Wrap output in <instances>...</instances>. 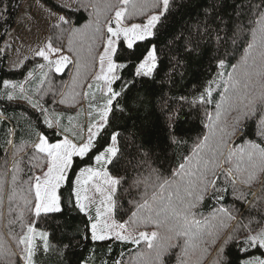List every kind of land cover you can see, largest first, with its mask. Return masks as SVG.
<instances>
[{
    "label": "snow or ice",
    "instance_id": "snow-or-ice-1",
    "mask_svg": "<svg viewBox=\"0 0 264 264\" xmlns=\"http://www.w3.org/2000/svg\"><path fill=\"white\" fill-rule=\"evenodd\" d=\"M171 5L172 0H117L116 3H104L103 8L99 3L84 5V7H92L96 15L93 39L106 37L102 45L103 51L98 54V61L96 57H92L93 61L98 63V71L93 77V83L88 84V91L82 93L85 98H90V109L95 108L99 119L89 125L86 138L73 131L72 135L80 141L79 143L69 139L67 135L56 142H50L48 137L39 134L38 142L32 145L34 152L29 160L30 162L46 161L47 170L42 175H29L26 180L22 179L21 173L24 170L20 167V162L13 165L9 182L11 191L8 223L10 226L18 222L20 224L23 234L17 237L11 232V228L10 234L16 240L17 246H22V254L18 260H13L15 253L0 242V264H20L21 261L23 264H34L37 237L43 241V250L45 252L50 250L49 233L37 231L34 222L25 223L23 210L19 204L15 208L12 207L13 202L21 201L24 207L34 212L35 217H40L42 213L62 212L60 189L70 181L69 172L73 170L75 158L83 160L93 152L96 153L93 157L96 166L85 165L75 173V179L71 181L72 199L69 200V206L86 216L88 224L85 228L90 232V238L94 242L113 238L134 245L144 242L150 250L149 259L144 261L142 253L141 264H165L164 257L173 248L181 250L177 257L179 264H193L192 257H196L195 264H203L211 254L221 232L228 227L229 222L236 219L234 211L220 203L224 200V195L221 193H226L227 188L218 187L216 179L219 175H223L225 182L231 185L235 199L246 200L249 193L244 192L238 184L251 187L264 175V146L246 141L245 144L230 149L226 156L224 154V148L232 137L238 132L245 131L241 125L247 120L256 119L257 134L264 137V0L258 2L253 0L248 5L250 12L248 23L239 24L233 31L231 38L233 44L236 43V36L245 30L251 34V40L244 48L243 55L236 63L230 65L231 71H228V60L234 57L227 50L222 55L218 52L214 57L217 68L215 75L207 81L203 91L192 101L193 104L199 103L205 106L215 103L214 112L207 110L205 112L209 134L196 144L193 153L194 162L193 159L186 158L170 177H164L156 169L149 168L147 176L138 177L135 181L137 185L142 184L144 187L141 200L136 203V210L131 213L127 221L117 222L114 218L117 205L113 197L121 180L112 176L106 166L113 163V159L118 154L119 133L114 132L111 135V144L107 147L97 148V138L108 125L114 109L124 111V107L119 105V98L127 93L132 81L123 79L120 75L121 71L128 68L131 62L134 78L153 77L159 67L161 55H169L175 61L174 67L180 68L184 64L183 59L180 58L181 53L186 55L196 53L205 37L210 40L214 31L216 41L218 43L221 41L219 24L213 29L212 22L206 17L204 20L196 21L194 26H181L169 39L166 45L168 52L156 43H151L139 56H136L135 48L138 42L150 41L157 36L158 26L169 15ZM104 10L114 11V16L105 21L102 30L100 17ZM141 15L146 16L143 22H131L132 18ZM68 23L65 17L60 16L55 27ZM78 35L83 36L84 33L79 29H73L69 38L70 45L72 38ZM121 42L131 50L129 62L118 63L114 59L117 45ZM88 54L92 56L91 46ZM35 55L47 61L49 70H54L56 73L63 72L73 63L68 55L63 54L61 48L53 46L51 40L38 49ZM76 55L78 57L80 55L78 50ZM53 56L56 58L52 59ZM85 66L79 59L76 61L77 77L81 68ZM39 67L43 69L45 65ZM44 76L47 77V73H44ZM117 81H120L119 91L114 87ZM73 83L75 85V79ZM4 85L6 88L10 86L13 90L19 87V98L26 99L43 115V123L48 128L53 127L54 120L56 125L60 126L59 117L50 118L48 110L39 101L27 95L23 84L10 85V82L4 81ZM217 90L220 96L218 101L213 95ZM6 95L9 100L17 98L13 92ZM80 95L81 93L73 91L70 99L75 101ZM60 102L66 101L61 99ZM233 112L236 115L229 125L228 117ZM89 114L91 115V112ZM64 131L67 132L68 129L64 128ZM210 139H214V146H209ZM7 143L12 144V141L7 140ZM26 143L13 145V155L22 152ZM221 157L224 163L229 165L227 169L221 168ZM32 166L40 165L34 163ZM218 169H220L219 173ZM7 175V171L0 173V205H2L4 185L8 182ZM209 176L214 179L209 180ZM209 187L219 207L210 217H204L194 209L204 201L209 193ZM30 196L33 197L34 203L33 200H29ZM260 199L261 197H257V200ZM14 212L15 219L12 218ZM254 223L258 230L252 227ZM148 226H152L154 230H140L141 227ZM242 231L247 233L243 239L240 238ZM229 243H234L238 252L244 256H248L250 250L264 249V219L251 218L247 223L239 221L224 244L217 250L211 264H229L224 256V248ZM68 246L70 244L66 245ZM115 264H122V261H117ZM238 264H264V259L260 256H250L240 259Z\"/></svg>",
    "mask_w": 264,
    "mask_h": 264
},
{
    "label": "trees",
    "instance_id": "trees-1",
    "mask_svg": "<svg viewBox=\"0 0 264 264\" xmlns=\"http://www.w3.org/2000/svg\"><path fill=\"white\" fill-rule=\"evenodd\" d=\"M25 0H0V173L7 171L6 180L10 182L12 167L20 162V167L24 170L21 173L22 179H27L29 175H36L45 161H32L29 158L34 152L32 145L36 143L39 134L49 137L50 141L62 139L63 134L55 128H48L43 123V115L33 108L26 99L19 98V87L13 90L10 86L5 87L4 81L17 86L23 84L27 95L40 102L48 110L51 116L58 117L59 114L69 115L83 108L85 101L83 92H87V85L90 84V77L96 68V62L92 57L98 56L105 38L97 37L93 39L96 15L92 7H84L99 3L103 8L106 2L116 3L117 0H77L75 7L62 5L57 0H36L42 2L50 10L62 13L69 21L68 24H61L50 28V39L54 47L66 51L73 63L68 65L64 72L56 73L49 70L47 64L41 69V58L28 59L18 68H8L7 56L2 50V45L14 27L17 14ZM253 0H172L171 11L167 18L159 25V31L156 37L150 41L138 42L135 48L136 56L151 43H156L165 52H168L169 39L183 25L194 26L196 21L204 20L206 17L212 22L213 29L216 25L220 26L221 41L218 43L215 38V31L211 39L205 37L200 45V49L192 55L181 53L180 58L184 64L180 68L174 67L175 61L169 55L160 56V64L153 77L134 78L132 63L129 62V53L126 45L121 42L117 47L115 59L118 63L129 62L128 68L121 71L123 79L132 81L125 95L119 98V105L124 107V111L114 109L109 117L108 125L101 131L97 138V148L107 147L111 144V135L114 132L119 133L117 144L118 154L113 159V163L108 165V171L119 178L121 183L118 185L114 195L116 201L115 218L119 222L127 221L131 213L135 211L136 203L140 202L144 191L143 185H137V178L147 176L149 168L156 169L164 177H170L183 163L186 158L193 159L196 144L203 140L205 135L209 134L206 127L208 120L206 110L214 112L215 103L211 105L193 104L194 98H197L203 91L207 81L216 73V61L214 57L223 54L226 50L234 58L228 60V71H231V64L236 63L244 48L251 40L249 31L236 36V43H232L233 31L239 24H247L249 19L248 5ZM258 2V0H255ZM114 16V11H102L100 21L103 30L106 20ZM146 16H136L131 22H143ZM91 25V27H89ZM73 29H79L84 33L83 36H75L69 44L70 33ZM91 46L92 56H89L88 49ZM71 48V50H70ZM79 51V57L76 51ZM80 60L82 65L79 77L76 76V61ZM31 73V75H29ZM47 73V77L44 76ZM76 80L74 85L73 81ZM43 80V83H41ZM54 91L46 93L47 85ZM120 81L114 85L117 91ZM39 89V91H37ZM73 91L81 93L75 101L70 99ZM13 92L17 97L9 100L6 93ZM215 100H219V90L213 93ZM183 97L184 99H181ZM65 99V103H61ZM236 114L233 112L227 123L230 125ZM245 129L243 133H237L228 142L224 148V154L236 146L251 141L264 146V137L257 134V120L250 119L241 125ZM63 130L62 126H59ZM11 140L12 144L7 143ZM25 144L24 150L17 155H13V145ZM209 146H214V139H210ZM143 146V147H141ZM207 151V149L205 150ZM96 153H90L83 160L75 158L73 170L69 172L70 181L60 189L62 212L42 213L40 217H35L34 212L29 211L28 207L23 209L24 222L33 223L36 229L49 233L50 250H43V241L36 242L37 251L34 264H115L122 261V264H141V254L143 260L149 259V251L144 242L140 245L117 241L114 238L106 241H92L90 232L85 228L88 224L86 216L79 213L77 209L69 206V200L72 199V183L75 179V173L80 167L91 165L95 167L93 159ZM5 160L7 163L5 164ZM40 166L33 167V164ZM221 168L227 169L228 164L224 163L223 157L220 160ZM220 172V169L217 170ZM214 177L209 176V180ZM4 185L2 205H0V242H3L15 256L13 260H18L16 254L18 248L13 243L14 233L19 237L22 233L19 222L9 225V195L11 188ZM218 187L227 188L224 200L220 203L234 211L236 219L229 222L211 254L203 261V264H211L217 250L224 244L225 240L236 228L239 221L247 223L249 219H264V175L251 187L241 186L244 192L249 193L246 200L235 199L233 189L227 184L223 175L216 179ZM257 197H261L257 200ZM33 200V197H32ZM34 203V200H33ZM18 201L12 204L16 207ZM21 204V202L19 203ZM22 206V205H21ZM219 207L215 195L209 187V193L204 201L198 205L194 211L202 214L204 217H210L215 209ZM26 214H33L28 218ZM94 215L95 212L92 211ZM16 213L12 214L15 219ZM252 227L258 230L254 223ZM140 230L152 231V226L141 227ZM21 231V232H20ZM247 235L246 232L240 233V238ZM16 241V240H15ZM66 247V245H69ZM181 250L173 248L169 254L164 257L165 264H179L178 255ZM262 253L257 248L250 250L248 256L239 253L234 243H229L224 248V256L229 264H238L240 259H246ZM195 264L196 257H192ZM20 264H23L21 261Z\"/></svg>",
    "mask_w": 264,
    "mask_h": 264
},
{
    "label": "rangeland",
    "instance_id": "rangeland-1",
    "mask_svg": "<svg viewBox=\"0 0 264 264\" xmlns=\"http://www.w3.org/2000/svg\"><path fill=\"white\" fill-rule=\"evenodd\" d=\"M57 1L61 3L62 5H66L68 7H75L77 3V0H57ZM60 16L65 17L60 12L50 10L40 1L25 0L17 14L14 27L8 33L2 45V50L7 56L8 68H18L22 66L28 59L36 60L37 58H41V60H39L41 64L43 63L47 64V61H45L42 57L36 56L35 53L38 49L44 47L45 44L49 41L50 28L53 24L58 23V17ZM135 23H140V22H135ZM102 51H103V48L100 49L99 53ZM62 52L64 55H68L66 51L62 50ZM55 58H56L55 56L52 57V59H55ZM96 60L98 61V56ZM96 71H98V63H96V68L94 69L93 74L89 79L91 80L90 83H93V77ZM46 85H47V88L45 89V92L54 94V91L51 89V86L49 84H46ZM97 99H99V93H97ZM82 106H83L82 109L77 110L74 113H71L69 115H63V114L58 115L59 120H60V126L63 127L62 131L60 130L61 128H58V126L56 125L55 120L53 121V128L57 129L63 134L62 139L64 138L65 135H67L69 139L73 140L74 142L79 143L80 141L75 136L72 135L73 131L82 134L86 138L88 135L87 129L89 125L99 119L98 115L96 114L95 108L90 109V98H85V101L83 102ZM90 112H91V115L89 114ZM49 115H50V118L53 117L51 116V114ZM64 128H67L68 131L65 132ZM50 142H56V141H50ZM117 147H118V144H117ZM108 165L106 166L107 170H108ZM46 170L47 169H46V161H45V166H42L40 170H38V173L36 175H42V173ZM7 186L8 187L10 186L9 181L7 183ZM29 200H32L31 196L29 197ZM20 202L21 201H18V204ZM19 205L21 208L23 209L25 208L22 202ZM29 207H31V205ZM93 211L95 212L94 208H93ZM26 215L28 216V218H31L33 214H26ZM34 218L32 222H34L35 220ZM114 218H115V215H114ZM37 231H42V230L37 229ZM22 234L23 232L21 233V235ZM38 240H40L39 237L36 238V242ZM13 243L17 246V242L14 239H13ZM21 247H18L15 251L19 257L22 254ZM261 250H262V253H257L254 256H260L262 259H264V249H261Z\"/></svg>",
    "mask_w": 264,
    "mask_h": 264
}]
</instances>
